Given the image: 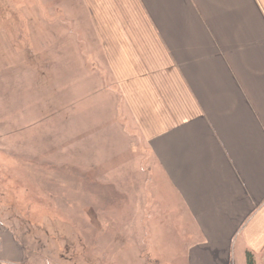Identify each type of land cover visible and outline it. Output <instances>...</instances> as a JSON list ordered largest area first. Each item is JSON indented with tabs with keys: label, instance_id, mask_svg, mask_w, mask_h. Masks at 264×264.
<instances>
[{
	"label": "crops",
	"instance_id": "1",
	"mask_svg": "<svg viewBox=\"0 0 264 264\" xmlns=\"http://www.w3.org/2000/svg\"><path fill=\"white\" fill-rule=\"evenodd\" d=\"M74 1L58 10H83L91 69L58 79H90L75 112L138 141L134 166L87 181L76 264H264V0ZM50 263L0 217V264Z\"/></svg>",
	"mask_w": 264,
	"mask_h": 264
},
{
	"label": "rangeland",
	"instance_id": "2",
	"mask_svg": "<svg viewBox=\"0 0 264 264\" xmlns=\"http://www.w3.org/2000/svg\"><path fill=\"white\" fill-rule=\"evenodd\" d=\"M65 2L0 0V217L35 263L48 256L50 264H76V246H90L83 234L92 229L87 181L138 160L137 139L107 119L95 121L96 112H85L89 101L75 112V89L90 79L74 78L77 72L58 79L59 72L91 69L85 48H74L82 33L91 42L89 22L83 10H58Z\"/></svg>",
	"mask_w": 264,
	"mask_h": 264
},
{
	"label": "trees",
	"instance_id": "3",
	"mask_svg": "<svg viewBox=\"0 0 264 264\" xmlns=\"http://www.w3.org/2000/svg\"><path fill=\"white\" fill-rule=\"evenodd\" d=\"M246 264H253V259L251 254L246 255Z\"/></svg>",
	"mask_w": 264,
	"mask_h": 264
}]
</instances>
